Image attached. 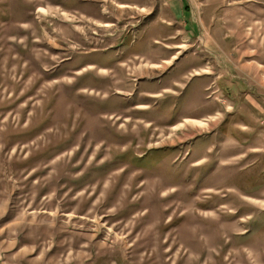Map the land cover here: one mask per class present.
I'll return each mask as SVG.
<instances>
[{"label": "rangeland", "instance_id": "rangeland-1", "mask_svg": "<svg viewBox=\"0 0 264 264\" xmlns=\"http://www.w3.org/2000/svg\"><path fill=\"white\" fill-rule=\"evenodd\" d=\"M164 2L0 0V200L10 194L0 227L13 223L17 244L1 248L0 264H264L261 166L213 164L200 185L206 167L189 165L200 153L168 161L178 138L221 120L224 68L201 67L213 106L200 110L204 78L184 52L222 56L259 93L250 116L262 117L264 0H193L204 31L222 25L228 46L175 48L183 67L156 77L135 68L173 54ZM163 77L176 92L152 86ZM201 114L216 122L186 120ZM254 147L264 149V131Z\"/></svg>", "mask_w": 264, "mask_h": 264}, {"label": "crops", "instance_id": "crops-1", "mask_svg": "<svg viewBox=\"0 0 264 264\" xmlns=\"http://www.w3.org/2000/svg\"><path fill=\"white\" fill-rule=\"evenodd\" d=\"M169 1L170 11L172 14L171 20L167 21L162 19L161 23L163 25H166L168 27H171L173 29V32L169 35L170 39H173V41H169L171 43H167L165 47L173 52L170 58L164 59L163 62H156L152 61L149 63L151 67H157V70H160V66L163 65L164 67H169L171 65L174 66L173 73L176 74V72L183 67V63L181 62L179 64L178 60H176L178 57L181 56V53L175 52V48H182V47H192L193 48H200V46H203L208 52L209 46L211 44H215L218 47L225 48L228 46L229 40V34L223 30L221 26H215L214 29V36H211V33L207 31V29L204 31L202 24L204 22L203 16H205V13L202 15L200 9H197L196 6L193 4V0H165L164 4H167ZM126 5V4H122ZM140 8H146L145 5H141ZM148 15V14H147ZM150 16L157 17L156 13L149 14ZM213 16V15H212ZM215 16V14H214ZM156 20V19H155ZM180 27H179V26ZM205 25V24H204ZM184 34V40L181 42L174 41L180 34ZM213 37V39H212ZM194 39V40H193ZM187 53L185 55L186 58L191 59V61H185L189 63V72L191 74H194L196 77H203L204 81L201 83V87L199 90L200 94V100L201 103H199L198 109L207 111L208 108L212 109L213 104H210L212 101V97H208L209 99L207 102L204 100V96L202 92L207 91L210 89L208 87V76L212 71L202 69L201 67L205 66L209 67L211 60H214V62H217V65L222 66L225 70V75L219 76L217 80H215L218 84L217 92L220 93V95L223 97L221 101H223V105H221V110L218 112L221 116V120L216 123L215 126L218 125L219 122L224 120L227 114L231 113L230 117L227 118V122H235L241 125H246L247 123L253 122L254 126L256 125H262L264 127V123L261 122V118L264 117V111L262 110L261 118L256 122L253 118V116H250L253 114L250 110H255L257 108L261 109V106L258 104L256 100V96L259 94L255 89L250 88L249 84L247 82L239 77L238 75L234 74L230 71L229 66L223 61V57L220 56L218 53L213 54V59H210L208 57H205L204 55H200V58L196 57L195 52H184ZM211 54V53H210ZM183 57V56H181ZM181 58H179L180 60ZM210 60V61H209ZM147 63V62H144ZM177 65V66H176ZM180 66V67H179ZM199 69H201L203 72H199ZM150 70H155L154 68ZM206 73V74H205ZM209 73V74H207ZM178 80L176 78L171 77L168 85L165 87L167 92L174 93L176 92V89L174 88V82H177ZM225 103H229L230 105H226ZM234 106V111L231 112L232 107ZM230 111V112H229ZM215 112V111H214ZM211 114V113H210ZM211 118V119H210ZM186 120H189L191 124H195L197 122H204L209 125L210 122H216V120H213L210 115L207 114H201L195 117H187ZM213 120V121H210ZM257 159V158H255ZM15 192V190H13ZM10 194L7 192L6 196H2L0 200V221L4 220L9 215V198ZM11 222H6L0 227V235L3 234L6 231V234L3 236H0V252L3 250L1 248H5L7 250L15 249L17 247V244H14V241L12 239L8 240V235L11 228ZM20 250L23 252L20 256L25 255V251L28 250L29 245L21 244ZM39 256V253H38ZM17 264V263H16Z\"/></svg>", "mask_w": 264, "mask_h": 264}, {"label": "flooded vegetation", "instance_id": "flooded-vegetation-1", "mask_svg": "<svg viewBox=\"0 0 264 264\" xmlns=\"http://www.w3.org/2000/svg\"><path fill=\"white\" fill-rule=\"evenodd\" d=\"M152 68L155 70H150ZM160 68V70H157V67H151L149 64L143 62L137 64L135 69L154 73L157 77L167 71H171L174 66L171 65L169 67H164L161 65ZM134 74L135 71L132 72V75ZM155 80L156 83L152 86L164 82L169 83L170 81L169 79H165V77L162 79L155 78ZM146 90L147 93H151V89ZM163 90L167 92L165 88H163ZM212 94L213 92L209 94L208 97H212ZM233 111L234 106L232 107L231 112ZM230 114L231 113L227 114L224 120L219 122L218 125L212 129H208L205 132H201L198 135L196 134L185 140L178 138L177 140L179 143H173V151L178 150V155H176V158H169L168 161L175 163L180 160V157L186 161L188 158L183 155L184 153H186L188 157H190L194 151L200 153L201 156L199 158L189 163L190 166L194 167H206L204 169L207 173H198V176L200 175L202 178L200 185H203L204 181L211 177V174L213 173L211 172V167L213 164L216 166L223 165L231 168L238 165L237 167L239 168L240 166L242 169H247L252 165H260L264 174V149H256L254 147L256 139H258L261 131H264L263 126L260 124L254 126L253 122L247 123L245 127L235 122L228 123L227 118L231 116ZM187 130H189V128ZM189 141H198V143L191 142L193 144L190 148L182 153L183 145L188 144Z\"/></svg>", "mask_w": 264, "mask_h": 264}, {"label": "built area", "instance_id": "built-area-1", "mask_svg": "<svg viewBox=\"0 0 264 264\" xmlns=\"http://www.w3.org/2000/svg\"><path fill=\"white\" fill-rule=\"evenodd\" d=\"M263 123H264V117H263Z\"/></svg>", "mask_w": 264, "mask_h": 264}]
</instances>
